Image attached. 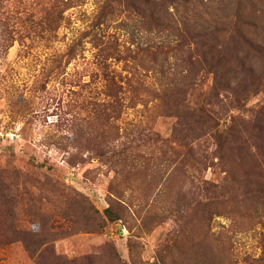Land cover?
Returning a JSON list of instances; mask_svg holds the SVG:
<instances>
[{"label": "trees", "instance_id": "trees-1", "mask_svg": "<svg viewBox=\"0 0 264 264\" xmlns=\"http://www.w3.org/2000/svg\"><path fill=\"white\" fill-rule=\"evenodd\" d=\"M4 1L0 0V23L11 24L12 28L11 36L4 37L0 44L3 51L15 41L29 48L57 41L58 31L67 21L65 12L81 7L87 0H36L24 4L22 10L3 8ZM96 3L89 28L65 52L51 57L53 74H62L82 53L85 40L95 54L93 80L99 81L101 89L97 96L83 102L87 116L74 119L75 140L94 152L98 160L104 158L116 171L126 174L140 171L144 177H151L155 171L150 165L159 166L164 159L168 171L158 183L156 195H166L165 186L174 181L190 184L184 192L176 189L175 205L157 208V201L148 205L142 221L149 229L158 225L166 213H176L180 223L172 248L178 254L192 250V262L198 264L202 255L212 257L206 246L207 226L212 216L222 214L218 209L222 202H212L225 196L223 189L240 191L242 202L259 219L263 217L260 211H264V119H258L251 130L238 131L236 137L232 124L220 117L212 101L219 93H233L239 98L248 90L264 87V0H97ZM120 13L133 22H126L130 31L128 41L121 40L110 29ZM252 56L261 60L262 65L256 66ZM206 81L212 84L210 98L206 97L209 92L201 90ZM139 104L155 117L175 120L164 131L153 130L151 139L160 143L157 155L147 150V145L131 152L130 147L116 150L120 134L114 121L126 105ZM201 139L211 140L214 148L207 152L200 149ZM189 157L201 165L202 171L209 163L218 165L224 173L222 183L217 185L208 180L195 183L187 172ZM82 161L84 158L79 157L70 164ZM30 163L38 170L43 169V165ZM39 182L35 173L20 171L10 163L0 165V247L18 243L34 260L46 255L55 264H95L91 255L77 260L55 254L52 232L47 228L49 219L37 208L43 194ZM25 204L26 219L21 217ZM65 204L73 213L92 219L95 230H101L107 222L125 219L128 212L127 204L112 197L101 214L86 198L71 192L66 194Z\"/></svg>", "mask_w": 264, "mask_h": 264}, {"label": "rangeland", "instance_id": "rangeland-1", "mask_svg": "<svg viewBox=\"0 0 264 264\" xmlns=\"http://www.w3.org/2000/svg\"><path fill=\"white\" fill-rule=\"evenodd\" d=\"M35 2L5 0L3 8L11 6L22 10L24 4ZM96 2L87 0L81 7L67 10V21L58 31L57 41L49 45L36 44L29 48L15 41L8 50L0 47V165L10 163L39 178L43 194L37 208L49 219L51 244L59 257L80 260L91 255L95 257V264H194L192 250L178 254L172 248L180 223L176 213H166L158 225L149 229L142 221L148 205L157 201V208L171 207L176 189L184 192L190 184L174 181L163 188L166 195H156L157 185L168 171L164 159L159 166L150 165L155 171L151 177H144L140 171L126 174L116 171L106 159L98 160L94 152L87 151L75 140L74 119L87 116L83 102L97 96L101 89L99 81L93 80L95 54L85 40L82 53L62 74H53L51 57L65 52L89 28L97 10ZM126 22L131 24L132 21L120 13L111 22L110 29L121 40L128 41L130 31ZM11 28V24L0 23V44L4 37L11 36ZM252 59L256 66L262 65L261 60L254 56ZM91 80L89 85L82 86ZM201 86L202 92H209L206 97L210 98L211 81ZM259 88L253 92L248 90L239 98L233 93H219L212 101L220 117L232 124L236 137L238 131L251 130L258 119H264V87ZM126 106L114 121L120 134L115 142L116 150L130 147L131 152L147 145V150L157 155L160 143L153 142V130H166L174 118L155 117L140 104ZM198 143L206 152L214 148L209 139ZM79 157L84 161L70 164ZM30 161L43 165V169L38 170ZM187 161L190 167L187 172L195 183L201 180L222 183L224 173L218 165L209 163L202 171L201 165L191 157ZM69 192L86 198L100 214L108 207L109 197L127 204L128 212L125 219L107 222L101 230H95L92 219L67 209L65 199ZM222 193L225 196L212 202H222L218 207L222 214L212 216L207 226L209 245L206 246L212 257L202 255L198 264H264V211H260L263 217L259 219L248 204L242 202V196L231 188L223 189ZM27 212L26 204L22 205L21 217L26 219ZM37 260L31 259L18 243L0 247V264H55L46 255Z\"/></svg>", "mask_w": 264, "mask_h": 264}]
</instances>
